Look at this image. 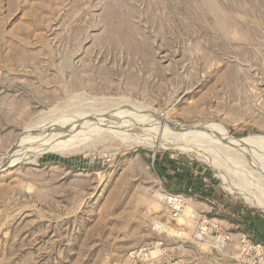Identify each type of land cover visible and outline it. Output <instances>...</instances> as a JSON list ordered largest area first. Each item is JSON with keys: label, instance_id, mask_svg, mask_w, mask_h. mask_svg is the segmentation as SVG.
Listing matches in <instances>:
<instances>
[{"label": "rangeland", "instance_id": "374dc122", "mask_svg": "<svg viewBox=\"0 0 264 264\" xmlns=\"http://www.w3.org/2000/svg\"><path fill=\"white\" fill-rule=\"evenodd\" d=\"M6 156L0 264H134L166 228L164 259L214 264L189 220L214 205L264 244V0H0Z\"/></svg>", "mask_w": 264, "mask_h": 264}, {"label": "built area", "instance_id": "2783aa9c", "mask_svg": "<svg viewBox=\"0 0 264 264\" xmlns=\"http://www.w3.org/2000/svg\"><path fill=\"white\" fill-rule=\"evenodd\" d=\"M161 204L169 213L172 221H176L188 205L192 203L183 194L171 193L161 190ZM238 209V208H237ZM227 211L224 206H212L205 212L193 211L189 216L193 224L194 237L200 241L201 246H205L208 251H203L212 256L214 264H221L224 261H231L232 264H263L264 263V244L253 242V235L245 231L241 233L235 230H241V226L247 223L246 212L232 209L229 211V218H222L220 213ZM166 232L169 238H156L146 244L144 248L134 249L128 253L129 260L134 264H139L143 259H149L147 264H159L161 259L174 251L167 243L169 239H180L183 233L176 228H171ZM231 229H234L231 231ZM233 241L239 246L233 245ZM233 250L238 253L234 254ZM201 251V249H200ZM202 252V251H201ZM157 253L156 256H153ZM163 264H171L169 260L164 259Z\"/></svg>", "mask_w": 264, "mask_h": 264}, {"label": "bare ground", "instance_id": "6f19581e", "mask_svg": "<svg viewBox=\"0 0 264 264\" xmlns=\"http://www.w3.org/2000/svg\"><path fill=\"white\" fill-rule=\"evenodd\" d=\"M114 118H115V117H114ZM131 118H132V117H131ZM124 120H125V119H124ZM132 120H133V119H132ZM129 121H130V120H129ZM102 122H103V123H104V122H108L109 124H111V123H119V124H120V123H124V124L128 125V124H127L128 121H127V122H125V121H120V120H119V117H118V120H117V117H116V120H114V121H113V120H110V118H109L108 120L106 119V120H104V121H102ZM102 122H101V123H102ZM130 123H131V122H130ZM151 123H152V122H151ZM152 124H153V123H152ZM156 124H157V123H156ZM131 125H132V124H131ZM134 125H135V123H134ZM174 126H175V125H174ZM174 126H173V127H174ZM209 126H210V125H209ZM96 127H97V126H96ZM130 127H131V126H130ZM132 127H133V125H132ZM135 127H136V125H135ZM150 127H151V126H150ZM151 128H152V127H151ZM153 128H154V127H153ZM155 128H156V127H155ZM171 128H172V127H171ZM131 129H132V128H131ZM186 129L188 130V128H186ZM171 130H176V131L178 130L176 133H177V134H178V133L180 134V133L182 132L181 130H183V128H182L181 126H178L177 128H174V129L172 128ZM183 132H185V131H183ZM174 133H175V131H174ZM176 133H175V134H176ZM188 133H189V132H188ZM185 134H186V133H185ZM183 137H184V135H183ZM185 137L187 138L188 135L185 136ZM23 148H24V147H22V150H21L20 148H19V149L17 148V149H18V150H21V152H22V151H23ZM25 149H26V148H25ZM195 149H196V148H195ZM196 150H197V149H196ZM200 150H201V149H200ZM14 152H15V151H14ZM17 152H18V151H17ZM17 152H15V153L17 154ZM18 154L20 155V153H18ZM14 155H15V154H14ZM7 157H8V156H6V157L0 159V168L3 167V166H5V164H3V161H4ZM14 157H15V156H14ZM13 162H14V161H13ZM6 167H7V166H6ZM4 168H5V167H4ZM2 169H3V168H2ZM248 179H249V178H248ZM160 198H161V197H160Z\"/></svg>", "mask_w": 264, "mask_h": 264}, {"label": "crops", "instance_id": "0c3cea01", "mask_svg": "<svg viewBox=\"0 0 264 264\" xmlns=\"http://www.w3.org/2000/svg\"><path fill=\"white\" fill-rule=\"evenodd\" d=\"M177 179H179L177 177ZM177 182L174 184V186H172V188H170L169 190L172 191V192H182L184 190V184L183 183H179V180H176ZM235 210L237 209L236 207L234 208ZM234 209H232L233 211H235ZM249 216V215H247ZM252 216V215H250ZM252 218L257 222V223H260V220L258 218V216H252ZM247 223H249V221H247ZM170 230H167V232H169Z\"/></svg>", "mask_w": 264, "mask_h": 264}, {"label": "trees", "instance_id": "16d2710c", "mask_svg": "<svg viewBox=\"0 0 264 264\" xmlns=\"http://www.w3.org/2000/svg\"><path fill=\"white\" fill-rule=\"evenodd\" d=\"M246 214H247V215H249V214H250V212H249V211H247V212H246ZM246 220H247V221H250V216H247V217H246Z\"/></svg>", "mask_w": 264, "mask_h": 264}]
</instances>
